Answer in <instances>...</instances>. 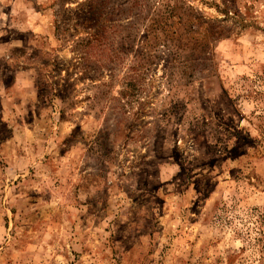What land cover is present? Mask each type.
Masks as SVG:
<instances>
[{
	"label": "rangeland",
	"instance_id": "obj_1",
	"mask_svg": "<svg viewBox=\"0 0 264 264\" xmlns=\"http://www.w3.org/2000/svg\"><path fill=\"white\" fill-rule=\"evenodd\" d=\"M0 264H264V0H0Z\"/></svg>",
	"mask_w": 264,
	"mask_h": 264
}]
</instances>
